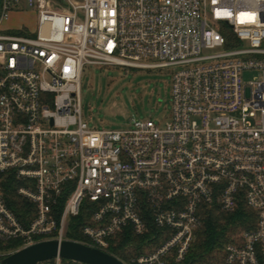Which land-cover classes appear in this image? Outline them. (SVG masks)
<instances>
[{"label":"built area","instance_id":"2783aa9c","mask_svg":"<svg viewBox=\"0 0 264 264\" xmlns=\"http://www.w3.org/2000/svg\"><path fill=\"white\" fill-rule=\"evenodd\" d=\"M12 14L34 27L4 26ZM89 67L169 69L167 120L90 129ZM6 180L33 206L27 230ZM213 205L255 218L220 264H264V0H0V241H69L84 209L82 244L109 254L129 229L142 253L123 264H179Z\"/></svg>","mask_w":264,"mask_h":264},{"label":"rangeland","instance_id":"374dc122","mask_svg":"<svg viewBox=\"0 0 264 264\" xmlns=\"http://www.w3.org/2000/svg\"><path fill=\"white\" fill-rule=\"evenodd\" d=\"M20 25L33 28L32 15L12 14L4 23L10 28ZM255 76V72H243V84H249ZM170 97L169 69L89 67L81 79V118L90 129L97 130L126 131L138 119L150 118L156 124H163L169 113ZM85 242L88 243L86 238Z\"/></svg>","mask_w":264,"mask_h":264},{"label":"trees","instance_id":"16d2710c","mask_svg":"<svg viewBox=\"0 0 264 264\" xmlns=\"http://www.w3.org/2000/svg\"><path fill=\"white\" fill-rule=\"evenodd\" d=\"M19 183L13 180L2 182L8 207L21 218L22 227L29 229L28 217L33 210L30 203L22 200L16 195V188ZM65 203V197L61 198L55 211L61 213ZM87 212L83 209L79 216L70 220L67 230V239L79 243H86L82 229L86 225ZM200 228L195 232L194 240L190 251L184 261L179 264H220L222 251L225 245L238 240L240 236L254 226V214L240 206L231 212H224L218 206H207L202 209L199 215ZM34 242L41 240L39 237H32ZM144 237H135L129 229H126L109 242L108 253L118 259L127 260L141 254V244ZM27 243L25 238H16L8 241H0V262L9 254L23 248ZM39 264H46L42 262ZM61 264H76L61 260Z\"/></svg>","mask_w":264,"mask_h":264},{"label":"water","instance_id":"95a60500","mask_svg":"<svg viewBox=\"0 0 264 264\" xmlns=\"http://www.w3.org/2000/svg\"><path fill=\"white\" fill-rule=\"evenodd\" d=\"M78 264H123L114 256L75 241H42L23 247L0 264H39L55 258Z\"/></svg>","mask_w":264,"mask_h":264}]
</instances>
